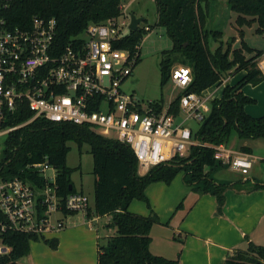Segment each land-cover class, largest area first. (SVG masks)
<instances>
[{
    "label": "trees",
    "instance_id": "16d2710c",
    "mask_svg": "<svg viewBox=\"0 0 264 264\" xmlns=\"http://www.w3.org/2000/svg\"><path fill=\"white\" fill-rule=\"evenodd\" d=\"M227 1L230 10L237 13L240 27L256 23V33L264 35V0ZM216 2L155 0L158 14L156 26L165 28L173 40V47L163 52L160 62L162 87L172 79L171 66L176 60H181L193 72L190 85L170 102L172 113L181 114L180 101L184 94L202 95L208 88L220 86L226 72L232 69L237 74L245 71L237 84L225 85L222 97L210 102L211 110L204 120L194 122L197 127L191 126L193 141L204 143L205 146L192 145L188 157L176 158L169 165L155 166L145 175H141L139 161L129 145L99 135L88 126L38 118L27 127L16 131L8 140L5 156L0 162V174L8 160H11L10 169L14 171L17 165L40 162L49 157L50 163L58 168L59 194L64 200L69 193L77 191L71 178L74 169L66 163L71 150L69 142H75L80 152L84 144L90 146L96 182L94 203L87 215L92 219L112 214L109 227L116 231L115 235L106 237V243H102L99 238L98 264H181V254L172 260L152 253L151 232L154 225L161 222L159 217L156 214H135L129 210L137 199L148 200L145 190L154 182L171 184L180 172H184V179L188 184H195V188H199L202 183V194L210 193L216 197L219 212H222L225 205L226 191L231 188L238 192L264 190V183H254L249 179L231 185L225 182L216 183L211 176L215 169L227 167L214 158V147L223 143L228 145L234 136L239 140L264 139V116L255 118L247 113L246 107L256 104V100L246 95L243 90L247 84L256 86L264 81V72L259 68L264 50L251 48L241 30V46L233 48L237 41L233 38V43L228 42L225 50L220 45L215 52H211L208 37L213 32L206 29V18L209 10H214ZM9 7L6 15L15 26L29 25L34 16L56 18L59 23L56 41L63 48L78 38L91 23H103L121 16L124 4L123 0H11ZM149 32L150 28L147 30L145 27H140L137 31L131 30L123 47L133 51L142 44L143 37ZM220 35H223V31L213 34L217 38ZM246 53H255V56L248 58ZM139 56L138 64L142 58L141 50ZM157 101V107L162 109L164 100ZM32 116L31 111L19 110L11 124L27 121ZM240 150L245 153L252 151L245 146ZM65 215L74 213L67 211ZM3 235L11 253L0 255V264H19L20 259L31 254L33 241L42 240L54 249L59 244L57 238H40L35 234L17 231H8ZM247 245V249H240L229 255L225 264H264V245H256L250 241Z\"/></svg>",
    "mask_w": 264,
    "mask_h": 264
},
{
    "label": "built area",
    "instance_id": "2783aa9c",
    "mask_svg": "<svg viewBox=\"0 0 264 264\" xmlns=\"http://www.w3.org/2000/svg\"><path fill=\"white\" fill-rule=\"evenodd\" d=\"M11 0H0V162L8 140L38 118L91 127L99 135L127 144L139 161L141 174L188 157L193 141L189 123L201 122L210 112L213 94L186 93L180 101L183 121L162 109L157 100L143 102L122 85L133 76L141 45L133 51L123 47L131 24L119 17L91 23L67 46L56 41V18L34 16L29 25H12L8 18ZM264 65V60H263ZM173 88L181 92L193 81L189 66L172 69ZM220 90V86H215ZM216 93V92H214ZM33 116L11 124L19 110ZM214 158L247 176L253 161L245 152L226 144L216 146ZM14 150V149H13ZM11 160L0 174V255L11 253L4 242L8 231L50 235L66 228L65 212L80 213L86 220L92 199L75 191L63 199L59 194L58 168L49 157L17 165Z\"/></svg>",
    "mask_w": 264,
    "mask_h": 264
},
{
    "label": "rangeland",
    "instance_id": "374dc122",
    "mask_svg": "<svg viewBox=\"0 0 264 264\" xmlns=\"http://www.w3.org/2000/svg\"><path fill=\"white\" fill-rule=\"evenodd\" d=\"M216 1L214 10H209L207 13L206 29L212 31L213 34L214 32L223 31V35H220V37L217 38L214 37L213 34L212 36L209 34L208 46L210 51L215 52L220 45H222L225 50L228 46V42L233 43V38L237 39L233 48L241 46V30L243 31L245 41L251 48L264 50V35L256 33L258 25L255 23L252 26L246 25L244 27H240L237 23V13L230 10L228 1ZM123 4V14L119 17V19L126 20L129 24H131V16L132 14H135L139 18L142 17L145 19V22L142 23L140 27H145L147 30L150 28V32L145 35L142 40L141 61L136 66L133 76L122 85V88L129 94H136L143 102L163 99L164 107H167L169 103L180 93L179 90H175L173 88L172 79H170L163 87L161 85L162 73L160 71V62L164 56L163 52L168 51L173 47V40L168 36L165 28L156 26L158 22V14L157 3H155V0H123ZM246 56L251 58L255 56V53H246ZM262 59H260V61ZM177 66H184V64L181 60H176L172 63L171 69ZM242 72L245 73V71ZM238 74H241V72ZM238 74L234 69L226 72L225 75L222 76V83L219 88L220 90L216 89L215 86H212L208 88V91L206 90V93L211 94L213 92H220L216 95V97H220L224 86L231 84V79L234 77L238 78ZM246 86L252 85H245L243 90ZM181 121H183L182 115L178 116L177 123H180ZM190 125L192 127H197V124L194 122H191ZM246 140L255 152L253 157H256L255 159L252 158L253 167L251 168L248 176L264 180V139ZM244 141L245 140H239L237 136H234L230 140L228 146L230 148L240 150L241 145L239 144ZM69 145L71 146V150L67 155L66 163L70 168L74 169L71 178L76 184V189L85 191V193L91 197L93 204L96 179L94 175V162L93 156L90 152V146L84 144L83 149L80 152L79 146L75 142H69ZM217 170L218 171L215 173V176L217 179L219 178L222 181L230 178L240 182L245 178V175L237 171L230 170L228 166ZM140 172L141 168L139 167V173ZM184 178V172H180L171 184L154 182L149 185L145 190V195L148 200L145 201L137 199L134 201L130 207L131 212L135 214L169 213L167 211L169 205L175 206L173 209L174 212H188L190 207L194 204L197 195L200 193L199 190L202 189L201 187H203V184L201 183V186L199 188L197 186L195 189V184H188ZM238 186H240V184ZM66 219L68 222H66V227H76L75 229L81 228V230L84 228L87 232L89 231L90 223L87 221L83 223L85 218L82 214L76 213L74 215H69ZM109 224L105 223L102 226H99L97 223H94V227H96L95 232L101 237L102 243H106L105 239L109 235L116 234L115 229L109 227ZM97 227L100 230L99 232H97ZM90 235H92V233H90ZM50 237H53V235ZM261 245H264V243H261ZM34 246L35 247L33 248L31 255L34 254L36 257V263L56 264L59 261L58 258L54 257V255H59V253H56L54 251L55 249L52 246L47 245L44 241L41 240ZM247 248L248 246L243 249ZM88 254L89 250H87V255ZM29 259L30 258L27 257L22 258L19 260V264H27Z\"/></svg>",
    "mask_w": 264,
    "mask_h": 264
},
{
    "label": "crops",
    "instance_id": "0c3cea01",
    "mask_svg": "<svg viewBox=\"0 0 264 264\" xmlns=\"http://www.w3.org/2000/svg\"><path fill=\"white\" fill-rule=\"evenodd\" d=\"M263 60L264 58L260 61L259 68L264 72ZM244 74L241 72L238 74V78L231 79V85L237 84ZM218 93L220 92L212 93L214 99H220L223 90L220 97H216ZM244 93L256 100V104L246 107L247 113L255 118L264 116V81L256 87L246 86ZM239 145L250 148L252 151L247 154L251 158H256L253 157L255 152L247 140ZM217 171L211 173L216 183L225 182L236 185L247 179L254 183H264V180L248 175L240 182L230 178L222 181L215 176ZM77 191L85 192L83 190ZM199 191L200 193L188 212H174L175 206L169 205L167 208L169 213H155L161 222L156 223L151 232L152 243L150 248L154 255L173 260L181 254V264H225L229 255L246 248L249 241L256 245L264 243V190L253 192H238L234 188L227 190L226 202L222 212L218 211V203L214 195L202 194L201 190ZM112 219V214L102 218L84 219L83 223L86 221L90 223L88 232L84 228L81 230V228L66 227L63 231L52 234L53 237H49V239L57 238L59 240L58 247L54 250L59 253V255H54L55 258L59 259L56 264H98V245L101 237L96 234L94 223L102 226L105 223L109 224ZM99 231L97 227V232ZM37 242L39 241H33L31 251ZM87 250H89L88 255ZM27 258H30L27 264H40L36 263L35 260L37 259L34 254H30Z\"/></svg>",
    "mask_w": 264,
    "mask_h": 264
},
{
    "label": "water",
    "instance_id": "95a60500",
    "mask_svg": "<svg viewBox=\"0 0 264 264\" xmlns=\"http://www.w3.org/2000/svg\"><path fill=\"white\" fill-rule=\"evenodd\" d=\"M130 21H131V30L137 31L140 28L141 24L145 22V19L142 17L139 18L135 14H132Z\"/></svg>",
    "mask_w": 264,
    "mask_h": 264
}]
</instances>
